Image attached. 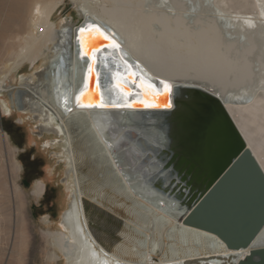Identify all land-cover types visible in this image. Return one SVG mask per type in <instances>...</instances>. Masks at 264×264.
I'll list each match as a JSON object with an SVG mask.
<instances>
[{
    "label": "bare ground",
    "instance_id": "obj_1",
    "mask_svg": "<svg viewBox=\"0 0 264 264\" xmlns=\"http://www.w3.org/2000/svg\"><path fill=\"white\" fill-rule=\"evenodd\" d=\"M63 1L0 0L4 31L13 30L23 9L32 3L27 25L15 35L22 43L21 60L0 78V107L5 115L27 114L38 136L53 135L47 145H60L58 157L64 165L67 201L57 221L59 229L42 232L58 252L52 251L50 260L61 259L62 264H236L251 249L264 246V225L249 246L231 248L215 233L176 221L135 195L126 179L116 174L108 151L87 115L81 114L86 111L76 102L84 84L83 104H99L95 66L89 74L88 65L95 63L93 52L102 46L117 57L111 47L114 41L121 45L119 53L131 68L123 71L120 58L109 65L98 62V69L108 73L101 78L104 92L111 86L108 99L131 108L169 104L164 87L158 94L153 84H146L148 75L166 83L204 86L220 97L264 172V0H69L78 19L59 13L52 20ZM89 24L97 25L109 39L93 33L86 43L89 54L81 58L77 36ZM23 60L29 63V73L19 72ZM114 71L127 72L126 79L113 76ZM136 72L140 73L134 83L139 100L126 98L133 88L128 82H134ZM206 80L218 90L209 88ZM1 137L6 141L5 133ZM76 148L87 165L100 162L93 164L99 168L93 172L98 179L92 188L106 189L127 201L131 223L123 224L131 234L122 238L135 248L120 244L110 249L90 227L84 201L94 202L95 208L97 201L82 189ZM12 168L21 169L16 158ZM43 190L40 179L30 192L39 197ZM19 191L16 187L15 192ZM42 219L49 222L46 216ZM159 251L162 256L156 258Z\"/></svg>",
    "mask_w": 264,
    "mask_h": 264
},
{
    "label": "water",
    "instance_id": "obj_2",
    "mask_svg": "<svg viewBox=\"0 0 264 264\" xmlns=\"http://www.w3.org/2000/svg\"><path fill=\"white\" fill-rule=\"evenodd\" d=\"M78 19V17H77ZM102 46L93 53L99 103L79 106L108 151L115 172L131 191L176 221L215 233L228 247L249 246L264 225V172L246 145L218 95L194 83L175 81L163 103L171 107L131 108L108 99L101 85L103 70L120 58ZM69 66V65H68ZM140 66L138 64L135 67ZM118 78L126 79L127 72ZM126 98L140 99L134 83ZM162 93L161 79L148 75ZM84 84L81 89L84 90ZM83 90H80V94ZM129 100L128 102H130ZM236 264H264V246L251 249Z\"/></svg>",
    "mask_w": 264,
    "mask_h": 264
},
{
    "label": "rangeland",
    "instance_id": "obj_3",
    "mask_svg": "<svg viewBox=\"0 0 264 264\" xmlns=\"http://www.w3.org/2000/svg\"><path fill=\"white\" fill-rule=\"evenodd\" d=\"M31 4L29 3L23 9L19 23L11 31L2 29L3 17L0 15V78L7 75L21 60L19 45L22 43L15 39V35L20 34L27 25L32 14ZM59 13L72 15L77 20L69 0L62 2L54 12L52 20L57 19ZM28 52L30 53L31 49L26 53ZM20 65L19 72H30L27 60H23ZM13 82L17 83L16 80ZM7 83H11V81ZM204 83L209 88L218 90L217 85L215 86L207 80ZM1 98L2 95H0ZM5 124L8 128L13 129L14 137L5 131ZM34 125L27 119V114L13 111L11 115H5L0 107V264H62L61 259L50 260L49 254L52 251H55L56 254L58 252L42 233L45 230L59 229L57 221L66 207L67 193L62 181L64 165L61 158L58 157L60 145L48 146L47 141L54 136L48 134L38 136L37 130L33 128ZM2 133L6 134V141L2 139ZM22 139H24L25 145L19 147L16 140ZM24 149H32L33 154L40 157L37 163L39 171H42V176L33 180L27 187L21 183L22 164L18 159V154L22 153ZM76 152L82 189L85 194L87 193L91 197L95 196V201L99 204L96 203L97 208H95L94 202L92 204L87 199L84 201L90 227L98 234L100 241L110 249L120 244L126 245L128 248H135L131 241L122 238L131 234L123 224L131 223L130 217L126 213L127 201L125 202L121 197L106 189L95 191L92 187L97 184L98 178L93 172L99 167L93 164H100V162L94 160L93 164L91 162V165H87L81 158L82 155L78 148H76ZM13 158H16L21 165L18 172L12 168ZM40 179L44 182V190L37 197L31 194L30 190L32 184ZM16 187L20 188L18 193L15 192ZM44 216L49 220L48 223L42 221ZM125 232L127 233L125 234ZM162 253L160 254L159 251L154 255L159 258Z\"/></svg>",
    "mask_w": 264,
    "mask_h": 264
},
{
    "label": "snow or ice",
    "instance_id": "obj_4",
    "mask_svg": "<svg viewBox=\"0 0 264 264\" xmlns=\"http://www.w3.org/2000/svg\"><path fill=\"white\" fill-rule=\"evenodd\" d=\"M96 33L99 36H103L105 40H108L109 37L107 35H105V33H103L101 31V29L94 24H89L87 27H81L79 29V34L77 36V40L79 42V46H80V57L84 58L85 56H88L89 54V49L86 48V43L88 42V40L91 38L92 34ZM111 47L114 49H119V45L116 44L114 41H112L111 43ZM93 58L89 56V60H92ZM94 69V64L93 63H89L88 65V72L89 74H91L93 72ZM161 84L164 87L165 92L170 93L171 92V85H169L168 83H166L165 81H161ZM117 87H120L119 84H117ZM149 88H151V85H148ZM84 96V93L81 92L80 95H78L76 97V102L79 106H85V107H92L94 106L92 103H89L87 105L83 104L81 97ZM95 106L97 107H105L106 105L101 102L99 104H96ZM113 106H127V107H131V104L125 103L124 105H113ZM160 105L158 104H149V103H145V107H159ZM166 107H171L170 104L165 105Z\"/></svg>",
    "mask_w": 264,
    "mask_h": 264
},
{
    "label": "trees",
    "instance_id": "obj_5",
    "mask_svg": "<svg viewBox=\"0 0 264 264\" xmlns=\"http://www.w3.org/2000/svg\"><path fill=\"white\" fill-rule=\"evenodd\" d=\"M5 131L12 137L13 136V129L8 128L6 124L4 125ZM16 144L19 147H22L24 144V139L16 140ZM32 154V158L30 159ZM25 156V158H24ZM18 159L21 161L22 164V172H21V183L25 187L29 186L31 182L39 177L42 176V171H39L37 160L39 161L40 157L38 155H34L32 149H24V151L18 154ZM42 165V164H41ZM45 195V192H44Z\"/></svg>",
    "mask_w": 264,
    "mask_h": 264
}]
</instances>
